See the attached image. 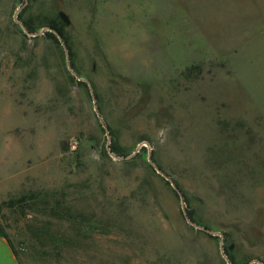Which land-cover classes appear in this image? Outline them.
I'll return each mask as SVG.
<instances>
[{"label":"rangeland","instance_id":"rangeland-1","mask_svg":"<svg viewBox=\"0 0 264 264\" xmlns=\"http://www.w3.org/2000/svg\"><path fill=\"white\" fill-rule=\"evenodd\" d=\"M22 2L0 0L19 263L264 264V0Z\"/></svg>","mask_w":264,"mask_h":264},{"label":"water","instance_id":"water-1","mask_svg":"<svg viewBox=\"0 0 264 264\" xmlns=\"http://www.w3.org/2000/svg\"><path fill=\"white\" fill-rule=\"evenodd\" d=\"M27 2H28V0H23V2H22V4L20 5V7H19V8L17 9V11L14 13V20H15L16 22H18V23H20V21H19V19L17 18V14H18L19 10H21L22 8L25 7V5L27 4ZM58 14H59L60 18L64 21V23H68V22H69L68 16H67V14H66L64 11L61 10V11L58 12ZM46 29H49V30H52V31H53V29L50 28V27H46ZM24 30H25L27 33H29L30 35H32V36L39 35V34H42V33H43V30H40V31H34V32H28L25 28H24ZM57 35H58L59 40H60L61 43H62V46H63V48H64L65 53H66L68 69L70 70L71 73H73V74L76 75V73H75L74 70L72 69V66H71V64H70V62H69V56H68V49H67V46H66L65 43L62 41L61 36H60L59 34H57ZM89 86H90V89L92 90L90 84H89ZM149 161H150L151 164L154 165V162H153V160L150 159V157H149ZM155 167H156V166H155ZM156 169H157L162 175H164V176H165V177H166V178L172 183L174 189L178 192L179 195H181L180 190H179L178 187L175 185V183L172 181V179H171L170 177H168L166 174H164V172H163L162 170H160L158 167H156ZM184 213H185V210H184ZM185 215H186V214H185ZM186 219H187L190 223L194 224L195 226H197V227H199V228H201V229H204V230H207V231L209 230L208 228H206V227H204V226H201V225H198V224H195L194 222H192V221L188 218L187 215H186ZM220 235L223 236L221 233H220Z\"/></svg>","mask_w":264,"mask_h":264},{"label":"crops","instance_id":"crops-1","mask_svg":"<svg viewBox=\"0 0 264 264\" xmlns=\"http://www.w3.org/2000/svg\"><path fill=\"white\" fill-rule=\"evenodd\" d=\"M0 264H20L5 237L0 236Z\"/></svg>","mask_w":264,"mask_h":264},{"label":"trees","instance_id":"trees-1","mask_svg":"<svg viewBox=\"0 0 264 264\" xmlns=\"http://www.w3.org/2000/svg\"><path fill=\"white\" fill-rule=\"evenodd\" d=\"M49 26H50V28H55L56 30H58L59 32H61V30H60L58 27H56V25H54V24L51 23V24H49ZM47 34H48L50 37L55 38V40H56V37H55V35H54L52 32L47 31ZM0 236L5 237L6 240L8 241V243L10 244V242H9V240H8V237L6 236L5 233L0 232ZM10 246H11V244H10ZM11 248H12V246H11ZM12 250H13V249H12ZM13 252H14V251H13ZM14 253H15V252H14Z\"/></svg>","mask_w":264,"mask_h":264}]
</instances>
